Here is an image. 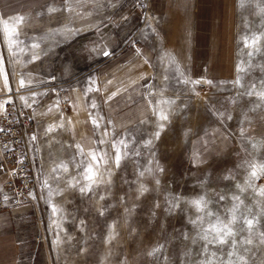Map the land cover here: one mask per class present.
<instances>
[{
    "label": "rangeland",
    "instance_id": "374dc122",
    "mask_svg": "<svg viewBox=\"0 0 264 264\" xmlns=\"http://www.w3.org/2000/svg\"><path fill=\"white\" fill-rule=\"evenodd\" d=\"M135 1L121 9L108 1L97 15L77 0L0 15V112L13 102L32 118L33 194L0 208L15 264H200L212 252L226 261L227 245H208L206 255L201 236L235 208L234 230L255 216L264 232V0H226L217 10L213 78L158 54L140 80L118 74L120 57L142 56L143 45L160 53L165 41L154 0L146 16ZM89 164L97 183L81 192ZM238 251L264 264L258 236Z\"/></svg>",
    "mask_w": 264,
    "mask_h": 264
},
{
    "label": "crops",
    "instance_id": "0c3cea01",
    "mask_svg": "<svg viewBox=\"0 0 264 264\" xmlns=\"http://www.w3.org/2000/svg\"><path fill=\"white\" fill-rule=\"evenodd\" d=\"M51 1L53 0H0V15L7 17L27 15L33 13L39 5L49 4ZM108 1L109 9L111 4H113L112 8L121 9L130 0H77V9L88 7L91 10L90 14L97 15L99 8ZM225 1L154 0L158 25L164 32L161 39L165 41V47L169 50L164 52V44L160 53L151 45L142 46L140 52L142 56L132 55L129 50L120 57L121 64L116 68L118 74L124 75L129 72L132 74V79L140 80L144 78L141 75L143 72L147 75L151 72L150 65L155 64V59L160 54V61L163 64L179 65L182 71L186 70L195 78H213L210 71L214 59L215 15L217 10L220 12V8L224 7ZM133 20L136 21V18L133 17ZM169 40L171 41L168 42ZM15 251L14 239L10 236H0V264H12Z\"/></svg>",
    "mask_w": 264,
    "mask_h": 264
},
{
    "label": "built area",
    "instance_id": "2783aa9c",
    "mask_svg": "<svg viewBox=\"0 0 264 264\" xmlns=\"http://www.w3.org/2000/svg\"><path fill=\"white\" fill-rule=\"evenodd\" d=\"M150 0H136L134 7L147 15ZM30 115L7 102L0 112V208L20 206L30 199L35 179L33 156L26 140Z\"/></svg>",
    "mask_w": 264,
    "mask_h": 264
},
{
    "label": "snow or ice",
    "instance_id": "6c2138e0",
    "mask_svg": "<svg viewBox=\"0 0 264 264\" xmlns=\"http://www.w3.org/2000/svg\"><path fill=\"white\" fill-rule=\"evenodd\" d=\"M19 19L22 21L23 18L21 17ZM255 42L256 41L254 38L253 43ZM249 46L251 47L252 45H249ZM105 55H107V53H105ZM259 95L261 96V98H264V92L260 93ZM160 119L166 120L167 116L161 114ZM93 124L96 127H99V124L95 120H93ZM162 127L163 125H161V128ZM156 135L157 137H159V132H157ZM121 143L123 144V141H121ZM148 143H151V142L149 141ZM124 147H127V145L124 144ZM116 152H117V155L115 158V162H116V165L119 166L120 159H121L120 154H119L120 152L119 147L116 148ZM92 159L93 161H96L97 159L94 154L92 155ZM101 159H103V157H101ZM252 167H253V171L250 173V175L252 178H256L258 175L256 166L253 165ZM86 171H87V175L85 178L88 181H90V184L86 188H81L80 189L81 192L90 190L91 186L97 183L96 173L94 172L93 166L91 164L88 165ZM260 172L264 173V165L260 166ZM141 175H143V173H141ZM100 182H103V181L101 180ZM157 183H159V181H157ZM241 190L243 191V189ZM260 195L264 196V189L260 190ZM233 199L239 200V197H233ZM191 203L193 204L194 207H196L198 211H204V205H205L204 201L198 200V201H192ZM236 211H238V208H235L233 210L232 218L228 223H225L223 221H218L217 223L213 224L210 229H208V233H212L211 237L208 235V233L201 236V239L205 241V246L202 249L204 254L206 255L208 254V245H213V246L227 245L229 251H227L226 254L229 257V259L225 261L222 256L217 258L216 252H212L209 255V258L207 260L200 261V264H247V260L245 259V257L239 254L238 247H243L245 245H252L254 236H258V243L264 245V232H259L257 230L256 225L258 224V220L255 216H252L251 218H248V217L243 218L242 223L246 227L237 229V230L233 229L232 225L237 223V217L235 214ZM209 215L211 214L209 213ZM193 223H195V221H193ZM239 231H247L248 237L242 238L239 241H237L236 237ZM184 238L188 239L187 236H185ZM247 250L248 249L245 248V251ZM156 251H159V249H157ZM231 257H235V259H231Z\"/></svg>",
    "mask_w": 264,
    "mask_h": 264
}]
</instances>
